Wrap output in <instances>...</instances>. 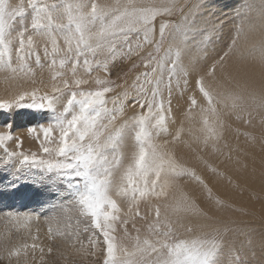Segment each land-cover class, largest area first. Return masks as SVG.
<instances>
[{
	"label": "snow or ice",
	"instance_id": "snow-or-ice-1",
	"mask_svg": "<svg viewBox=\"0 0 264 264\" xmlns=\"http://www.w3.org/2000/svg\"><path fill=\"white\" fill-rule=\"evenodd\" d=\"M27 7L32 10L31 22L25 24L21 19L20 30L16 34L19 46L14 48L13 58L9 47L15 38L6 29L12 28L17 17L25 15L26 8L22 3L12 6L0 0V73L6 74L5 79L15 81L28 78L32 84H36L35 69L39 68L42 76L46 63L52 81L51 94L46 91L41 95L39 88L34 87L29 91L21 85L22 90L17 95L0 99V110L8 112L13 108H29L41 112L50 111L54 115L46 127L39 126L43 134L39 154L32 152L29 155L22 150H9L6 143L9 140H17V149L22 145L18 137L11 135V125H6L7 130L0 132V151L3 152L0 167L7 166L12 158H18L21 166L38 169L39 174L34 173L38 177L37 182L47 188L48 195L54 197L51 210L58 216L65 211H74L77 219L84 223V232L96 237H89L91 251H86V255H96L102 235L103 247L100 251L104 253L103 264H221L222 232L207 223L215 218L206 211L198 210L195 200L188 202L187 197L182 207L168 203L169 193L166 190L176 189L177 181L182 177H189L202 185L208 191L209 198L211 189L194 167L176 157L175 147L162 154L158 150L160 146L149 143L152 136L147 127L150 126L157 136L167 134L166 121L172 114L173 99L177 95L183 98L189 89L192 92L187 97L188 109L197 106L195 93L198 91L208 102L207 109L202 108V111H210L218 120L223 109L229 107L225 103L226 98L232 101L230 108L236 113V119H244L248 124L252 117L250 105L264 110V98L258 100L254 92L244 95L246 88L233 91L227 87L232 85L234 78L225 77V84L214 86V69L217 63L223 66V56L220 61L213 63L208 72L197 73L194 81L195 62L188 58L189 39L192 38L190 34L197 33L198 24L218 18V14L225 15L221 24L229 19L240 21L236 25L239 35L241 32L255 31L254 17L258 15L261 20V39L258 44L254 43L247 49V55L254 60L259 59L261 73L264 75V0H240L239 7L232 8L231 18L223 13V8L229 5L222 3V0H160L159 3H142L140 0L97 3V0H92L90 8L86 2L73 6L28 0ZM73 7L78 10L75 14ZM174 17L177 19H172ZM157 22L159 38L155 36ZM30 30L32 34L27 35L26 46L24 37ZM33 35L42 36L51 44V51L47 44L43 47L44 62L39 51L33 47ZM166 38L171 40L168 49L164 50L169 59L156 55L161 52ZM61 39L64 48L60 47ZM235 44L236 40L233 39L229 51ZM153 48L154 51L151 50ZM33 59L35 67L32 66ZM117 61L129 64V72H125L124 77L134 72L131 80L125 78L123 83H117L111 79L112 67ZM57 64L66 71H58ZM141 65L143 70L136 71ZM79 67L83 68L88 79L78 75ZM93 72H97V75H92ZM40 83L44 84L43 79ZM93 83L94 88L85 87ZM45 87L49 85L45 84ZM110 93L114 97L113 107L108 106ZM65 95L67 101L62 110L58 111L57 105ZM26 98L30 102L26 103ZM215 105H220V108ZM152 119L155 124H150ZM118 120H123L132 129L138 127L135 140L139 144V155L135 160V169L129 166L125 177L121 178L113 191L111 179L99 178L100 165L106 162L103 151L109 146L100 142V136ZM219 124L223 128V122L219 121ZM35 131L32 127L28 129L29 134ZM86 139L95 140V144L85 148ZM179 141L180 135L177 132L171 143L176 145ZM168 143L165 141L163 147L167 148ZM204 143L207 145V139ZM19 171L17 169L16 173ZM104 172L111 176L109 169H104ZM134 177H140L143 183ZM61 189L66 190V195L60 194ZM117 198L128 202V212L121 215ZM152 199L156 201L155 215L147 225L151 239L146 238L141 242L137 235L132 251L115 243L117 238L111 234L116 231L114 225L120 223L127 237L126 226L130 214L140 216V201ZM133 205L137 209L135 213ZM193 216L195 222L191 219ZM132 227L139 233L140 229L134 221ZM179 229L188 232L195 230L198 238L173 247L170 240ZM61 235L65 239V249L61 250L50 231L46 255L67 260V248L75 247V243L82 245L83 242L79 233L75 234V242L72 232ZM38 248L41 264H45V248L36 243L29 245L25 242L6 247V258L11 264L12 258L16 257V264H21L20 257L23 255L24 264H28L29 251L35 253ZM117 251L121 253L120 257L116 256ZM229 264H246V261L234 256Z\"/></svg>",
	"mask_w": 264,
	"mask_h": 264
},
{
	"label": "rangeland",
	"instance_id": "rangeland-1",
	"mask_svg": "<svg viewBox=\"0 0 264 264\" xmlns=\"http://www.w3.org/2000/svg\"><path fill=\"white\" fill-rule=\"evenodd\" d=\"M5 2L12 6H16L22 3L26 8L25 15L22 18L17 17L16 20L13 21L12 23V28L6 29V32L10 31L11 36L15 38L13 45H10L9 47V52L14 58L15 57L14 48L19 46L18 43L19 38L17 37L16 34L20 30V21L21 19H23L25 24H30L32 10L27 7L28 0H5ZM37 2L45 3V4L57 3L61 5L72 4L73 6L81 2H86L88 3L90 8L92 0H37ZM107 2L113 3L114 0H97V3H107ZM140 2L159 3L160 0H140ZM222 3L229 5V7L223 8L222 11L229 18H231L232 8L239 7L240 0H233V1L222 0ZM77 11L78 10L75 7H73V13L75 14ZM172 19H177V18L174 17ZM224 20H225V15L218 14V18H214L206 23L198 24L197 33L190 34L192 38L189 39L190 51L188 52V58L192 59L195 62L194 64L195 72L193 73V81L197 73L204 74L208 72L212 68L213 63L220 61V57L223 56L224 57V60L222 62L223 66H221V63L219 64L217 63V66L214 69L215 71L214 86L217 84H225L226 83V81L224 80L225 77L234 78L232 85H228L227 87H230L233 91H240L241 89L247 87L246 91L244 92V95L246 96L248 95V93H252L251 91L255 90L257 91V92L254 91L255 95L258 97L256 98L259 100L262 97H264L263 94L264 75H262L261 73V64L259 62V59L257 58L254 60L250 56H248L247 49L254 43L258 44L260 42L261 35L260 36L252 35L249 33V31L241 32L238 35L236 31V25H238L240 21L236 19H229L224 24H221V21ZM65 22H66V18H65ZM158 28H159V24L157 22L156 33H155L156 38H159ZM30 34H32L31 30L24 37L26 46H27V35ZM233 39L236 40V44L232 48V50L229 51V45L232 43ZM170 43L171 40L169 38H166L161 52L157 53L156 55L164 59H169L170 57L165 55L164 50L168 49ZM45 44H47L49 51H51V44L49 41H47L42 36L33 35V47L39 51V54L41 55L42 58V62H44L43 47L45 46ZM59 44L61 48H64V43L62 39L59 40ZM151 50L154 51V48ZM225 53H227V55H225ZM173 54H174V50H173ZM188 58L185 59V64L188 63ZM32 66L35 67L34 59ZM67 67L70 68L71 65H67ZM57 70L66 71V69H61L59 67V64H57ZM142 70H143L142 65L138 69H136V71H142ZM35 71H36L35 79L37 81L36 84H32L31 79L28 78H23V79L18 78L15 81H17L18 83H21L22 80L28 82L29 87H26L24 89H27L29 91L32 88L36 87L41 90L40 91L41 95L46 91L49 92V94H51L50 85L52 81L46 63H45V68L43 69L42 76H41V70L39 68L35 69ZM125 72H129V64L126 61H117L115 63V66L112 67L111 79L117 81V83H123L125 78L131 80L135 75L134 72H130L127 77H124ZM216 73H218V75ZM99 74L101 76L104 75V73H99ZM5 75H6L5 73L0 74V76H2L0 77L2 81L3 80L6 81ZM7 75H13V74L8 73ZM44 75L47 79L44 77ZM78 75L82 76L84 79H88V75L84 73L82 67L78 68ZM92 75H97V72H93ZM22 76L23 74L21 73V77ZM221 77L224 78L223 81H221L222 80ZM41 79H43L44 84L40 83ZM208 79L209 81H212V78L208 77ZM6 82L8 83V85L13 84L12 80H9L8 82L7 79ZM45 84L49 85V87L46 88ZM237 85H239V87H237ZM85 87L94 88L95 85L93 83ZM21 90L18 89L17 91H21ZM191 92L192 89H189V92L185 93L183 98L179 97L178 95L174 97L172 102V114L166 121L168 127L167 134H161L157 136L155 131L150 126L147 127V131H149V133L152 136V139L149 141V143L160 146L158 150L162 154L166 153L169 149L175 147V155H177L176 151L182 153V150L179 149L181 144L188 145L191 150L194 147L191 144V142H195L198 140L197 142L199 143L197 144V149H199V151L202 153L200 154L199 152H197V154L199 153L198 157L200 158L197 159V162L199 164H202V166H205L207 179L203 175H201V173L200 174L197 173V174L202 177V179L206 184H208L207 181H209L210 179L214 181L212 187L208 185L209 186L208 188L211 189V198H209L208 191L204 189L202 185L198 184L189 177H182L177 181L176 189H172V188L166 189L169 193L168 203L182 207L185 203V197H187L188 202H190L191 200H195L196 205H198L197 199L193 196V194L191 193L188 194V192H190L189 190L194 189L192 183L193 184L195 183L194 187H196V190H198L199 194L203 198L209 200V202L212 203V204L209 203V207L212 208L214 211L213 212L211 211L210 213L208 211L206 212H208L209 216H213L215 219L214 221H208L207 223H211L213 227L219 228L222 232L223 249L219 257L221 264H229V261L234 256H239L241 261H246V264H264V202H262L263 200L261 199L264 198V188L263 189L258 188L257 189L258 193L256 194L255 187H252L250 189L243 188L244 191H241L239 188H242L243 185H239L237 179H234L233 181L220 182V179L223 176H225V172L219 171L217 166L214 167L212 164H207L206 162H204L207 159L206 158L207 155H212L213 157H217L216 153H218V146L220 143L216 141L218 139L219 141L224 140L223 138H221L222 136L221 133L217 131V127L220 126L218 122L222 119L221 121L223 122V124L224 123L226 124V125L224 124V126L232 130L230 134L226 137L228 138L226 141V147L222 149V151L226 153V156L230 158V163H229L230 167H231V161H235L234 166H232L233 168L245 169L247 171H251L252 168L247 166L245 167L246 165L245 161L242 162L241 158L237 159L234 158V156L232 155L237 153L238 155H243V157H245L246 154L242 153L244 151V148H247V146L249 147L250 145H251L250 147H252L253 145L256 151L260 153L263 158V160L260 163V177L264 179V122H262L264 121V110H260L258 108H255V106L250 105V109L252 110V117L250 118L251 123L248 124L245 123L244 119H239V120L236 119V113L232 111L230 108L232 101L226 98L225 103L229 105V107L224 108L227 111L223 110L224 112L222 113V116H220V119L218 120V118L215 115L213 116V114H211L210 111L207 110L202 111V108L207 109L208 102L203 98L202 94H200L198 91L195 93L197 98V106L193 107L191 110L188 109L187 97ZM18 93L19 92L14 94L12 97L17 95ZM109 97L110 99L108 106L113 107L114 106L112 104V98H114L113 94L110 93ZM177 97L181 98L180 102L178 101L179 99ZM9 98H0V99H9ZM66 101H67V96L65 95L61 103L57 105L58 111L62 110L63 104L66 103ZM25 102L28 103L30 101L27 100L26 98ZM178 102L180 103V105H177ZM128 103H129V108H131V101H129ZM215 106H217V108L219 109L220 105H215ZM178 111L182 113L181 115L182 118L180 122L182 123L184 122L187 128L185 129L184 131L185 133H183V135L180 134V141L176 145H174L173 143H171L172 137L175 136L177 132L180 131V129L176 132V130L172 129L171 127L175 122H177L176 119L173 118ZM53 115L54 113L50 111L41 112L29 108H13L11 111L8 112H5L4 110H0V132L7 130L6 125H11V129H10L11 135L13 137H18L22 145L20 149H17L16 148L17 140L16 139L9 140L6 142L9 150H16V151L22 150L28 153L29 155L32 152H37L39 154V143L40 140L43 139V134L39 126L44 125L46 127ZM128 115L129 116L131 115V111H129ZM226 115L228 116V118ZM231 120H233V125ZM236 121L239 122L236 123ZM193 122H195L196 124ZM212 122L214 123V125ZM234 122L236 124H234ZM104 123H107V121H104ZM197 123L199 125H197ZM150 124H155V120L154 119L150 120ZM30 127L35 128L36 131L29 134L28 129ZM137 130L138 127L136 129H132L131 127L126 126L123 120H118L112 128L107 129L101 133L100 142L102 144H107L109 146L103 151V156L106 158V162L100 165L99 178L111 179L113 191L115 189V186L118 183H120L121 178L125 177L128 167L132 166V168L135 169V160L138 158L139 155V144L135 140V131ZM234 132L236 134L235 136H234ZM38 134H39V139H37ZM186 136L190 141L187 138H185ZM238 137L240 141H237ZM205 139H207V145H205L204 143ZM214 139H216V141ZM165 141H169L167 148L163 147ZM84 144H85V148H87L89 144L94 145L95 140L86 139ZM182 149L186 150L184 146H182ZM206 149L209 150L206 151V153L209 152L207 154L205 153ZM2 155L3 152L0 151V156ZM176 157L179 159L178 156ZM227 157L225 159H227ZM241 163L243 164L241 165ZM216 164L220 165L219 162ZM187 165L190 166L189 163ZM221 168L225 169L226 167L222 166ZM17 169L20 170L19 173H16ZM104 169H109L111 173L110 177L108 176L107 173L104 172ZM210 169H214V171ZM37 170L38 169H29L27 168V166L22 167L20 165V161L18 158H12L7 166L0 167V193L3 192L5 193L4 195H0V217H2V219L0 218V257H4V259H0V264H9V261L6 258L7 257L6 247L11 248L13 244H23L25 242L28 243L29 245H31L32 243H36L41 247L45 248V257H44L45 264H103L104 253L100 251V248L103 247L102 235H100L101 244L97 247L96 255L95 256L86 255L85 254L86 251L87 252L91 251L89 245V237L91 236L92 239H95L96 237L92 236L91 233L84 232V223L80 222V220L77 219V215L74 211H65L62 215L58 216L56 212L51 210V205L49 204H51V200L52 201L54 200V197L48 195L47 188H45L44 185L37 182L38 177L34 174V172L37 174L39 173V170L38 171ZM149 175H151V173H149ZM235 175H236V170H235ZM238 177L240 176L238 175ZM134 179L140 180L141 183H143V180L140 177H134ZM218 183L222 186H228L227 190L230 193V195H225L222 197L218 192H216L214 186L217 185ZM6 185H15V187H6ZM249 193L253 194V196L251 197ZM60 194L66 195V190L61 189ZM233 194H234V198L240 201V205L237 203L236 205L232 204L231 202L232 200H230V197ZM117 199H118V206L121 208V215L125 212H128V202L122 198H117ZM155 204H156L155 199H152L151 201H146V200L140 201L139 212L141 213V215L133 216L130 214L129 224L126 226L128 231L127 237L125 236L124 228L121 226V224L116 223L114 225L116 231L111 233L117 238L115 243H117L118 245H123L124 247L132 251L134 249V245L136 244L135 237L137 235H139L141 242L146 238L151 239L147 225L148 222L155 215V211H154ZM243 204L246 208L245 207L243 208ZM30 205H32L31 209L29 208ZM23 206L27 209L29 208L28 211ZM204 208L205 207H203L202 205L200 206L198 205V210L204 211L205 210ZM31 211L34 214H32ZM136 211H137L136 206L133 205V213H135ZM161 211L163 213L164 211L163 208L161 209ZM29 212L31 213V215ZM22 214L25 217H22ZM28 216H30L29 219ZM144 217L147 218L145 219ZM17 218L22 219L23 223L22 222L17 223L18 220H15ZM12 219L15 220L16 223L15 221L13 223V221H11ZM191 219L194 221L196 218L195 216H193L191 217ZM133 221L135 222L136 227L140 229L139 233H137L135 229H133L132 227ZM10 222L12 223L10 224ZM19 224L22 227H20ZM23 224L26 225V227ZM23 227L25 228L24 231H23ZM50 231L56 237V243L57 245H59L61 250H64L66 247L64 236L61 235L62 233L72 232L74 238L73 242H75V234L79 233L80 240L83 243L82 245L80 243H75V247L67 248V252H66L67 260H65L63 257L58 258L57 256H48L46 255V252H47V245L49 244L48 236ZM197 238H198L197 231L194 230L193 232H188L186 229H179L172 236L170 240V244L173 247H175L176 245L190 243L192 240ZM40 256L41 253L39 251V248L36 250L35 253H32L30 250L29 255L27 257L28 264H41ZM116 256L120 257L121 253L117 251ZM132 258L134 257H130V259ZM16 259H17L16 257H13L11 260V264H16ZM20 261L21 264H24L23 255H21Z\"/></svg>",
	"mask_w": 264,
	"mask_h": 264
},
{
	"label": "bare ground",
	"instance_id": "bare-ground-1",
	"mask_svg": "<svg viewBox=\"0 0 264 264\" xmlns=\"http://www.w3.org/2000/svg\"><path fill=\"white\" fill-rule=\"evenodd\" d=\"M233 1V0H232ZM108 3V2H107ZM254 22L256 23L255 24V31H249V33L250 34H252V35H257V36H260L262 33H261V20H260V18H259V16L257 15V16H255L254 17ZM219 64V63H218ZM243 72V71H242ZM1 74V73H0ZM217 75H218V73H216ZM240 74V73H239ZM14 75V74H13ZM4 76V75H3ZM0 77H2V76H0ZM44 77H45V75H44ZM36 78V77H35ZM46 78V77H45ZM211 78V77H210ZM4 79V78H3ZM44 79V78H43ZM47 79V78H46ZM220 79V78H219ZM221 81H223V77H221ZM209 80V79H208ZM225 80V79H224ZM3 81H5V80H3ZM2 81V79H0V98H9V97H12L14 94H16L17 92H19V91H17L18 89L19 90H21V85L23 86V89L24 88H26V87H29L28 86V82H26V81H23L22 80V82L21 83H18L17 81H13V84L12 85H8V83L6 82L7 81V79H6V83L5 82H3ZM8 82H9V79H8ZM244 86V85H243ZM249 87H251V86H249ZM247 88V87H246ZM258 89V88H257ZM259 90V89H258ZM255 90H253V91H251V92H254ZM255 92H257V91H255ZM254 92V93H255ZM257 94V93H256ZM264 94V93H263ZM260 96V95H259ZM257 97V96H256ZM261 97V96H260ZM178 98V97H177ZM258 98V97H257ZM262 98H264V97H262ZM179 100V102H180V99L181 98H178ZM178 102V104L177 105H180V103ZM185 102V101H184ZM175 103V102H174ZM182 106H183V103H182ZM217 107V106H216ZM180 108V107H179ZM219 108H220V106H219ZM175 110V109H174ZM223 110H226V109H223ZM176 111V110H175ZM227 111V110H226ZM224 112V111H223ZM258 112V111H257ZM175 114V113H174ZM210 114V113H209ZM212 114V113H211ZM210 114V115H211ZM226 114V113H225ZM181 115H182V113L181 112H177L175 115H174V118L173 119H176V121L177 122H175L173 125H172V129H175L176 130V132L180 129V131H179V135L181 134V135H183V133H185L184 131H185V129L187 128V126H186V124L183 122H180L181 121ZM198 115V114H197ZM204 115V114H203ZM228 115V114H227ZM226 115V116H227ZM254 115V114H253ZM196 116V115H195ZM214 116V115H213ZM222 116V115H221ZM257 116V115H256ZM197 117V116H196ZM208 117H209V115H208ZM199 118H202V117H199ZM211 118V117H210ZM225 118V117H224ZM223 118V119H224ZM227 118H228V116H227ZM209 119V118H208ZM219 119H220V117H219ZM233 119H235V118H233ZM222 120V119H221ZM220 120V121H221ZM212 121H213V119H212ZM215 121H216V118H215ZM215 121H214V123H215ZM232 121V125H233V120H231ZM174 122V121H173ZM210 122H211V119H210ZM226 122H228V121H226ZM239 122V121H238ZM237 121H236V123H238ZM242 122V121H241ZM193 123H195V122H193ZM213 123V122H212ZM214 123H213V125H214ZM219 123V122H218ZM235 122H234V124H236ZM196 124V123H195ZM225 124V123H224ZM224 124H223V128H221L220 126H218L217 127V131L219 132V133H221V138H223L224 140H222V141H219V139L216 141V139H214L216 142H219L220 144H219V146H218V153H216V156L217 157H213L212 155H207L206 156V160L204 161V162H206L207 164H212L214 167H216L217 166V168H218V170L219 171H224L225 172V176H223L221 179H220V182L221 181H233L234 179H237V181H238V183H239V185H243V187L242 188H239L241 191H244L243 190V188H247V189H250V188H252V187H255V193L257 194L258 193V191H257V189L258 188H260V189H263L264 188V179H262L261 177H260V163H261V161L263 160V158H262V155L260 154V153H258L257 151H256V149L253 147V145H252V147H248L247 146V148H244V151L243 150H240V151H243L242 153L243 154H246V156L245 157H243V155H238L237 153L236 154H234V155H232V156H234V158H237V159H239V158H241L242 159V162L243 161H245L246 162V165H245V167L247 166V167H250V168H252L251 169V171H247V170H245V169H235V168H233L232 166H234V162L235 161H231V167H230V158L229 157H227L226 156V153L225 152H223L222 151V149H224L225 147H226V141H227V139L228 138H226L229 134H230V132L232 131L231 129H228L227 127H225L224 126ZM197 125H199L198 123H197ZM212 125V126H213ZM215 125H218V124H215ZM226 125V124H225ZM19 126V125H18ZM228 126V125H227ZM193 127V126H192ZM198 127V126H197ZM234 127V126H233ZM18 128V127H17ZM204 128V127H203ZM194 129H195V126H194ZM200 129V128H199ZM237 130V129H236ZM199 131V130H198ZM224 131V132H223ZM235 131V130H234ZM190 132V131H189ZM195 132V131H194ZM191 133V132H190ZM196 133V132H195ZM240 133V132H239ZM233 134V133H232ZM236 134H235V132H234V136H235ZM190 136V135H189ZM198 136V135H197ZM232 136V135H231ZM193 137V136H192ZM208 137V136H207ZM185 138H187L188 139V137L186 136ZM235 138V137H234ZM237 138V137H236ZM250 139V138H249ZM248 139V140H249ZM189 140V139H188ZM202 140V139H201ZM190 141V140H189ZM194 141H195V139H194ZM198 141V140H197ZM197 141H195V142H191V144L194 146L193 147V149H191L190 150V147L188 146V145H184V144H181L180 145V150H182V153L180 152H177L176 151V156H178L179 157V159L180 160H182L183 162H185L186 164H188L189 163V165L191 166V167H194L195 169H196V172L198 173V174H200L201 173V175H203L206 179H207V173H206V171H205V166H202V164H199L198 162H197V157H198V154L200 153H202V152H200L199 151V149H197V144L199 143V142H197ZM237 141H240V139H239V137H238V140ZM252 142V141H251ZM201 144V143H200ZM238 144H240V143H238ZM182 146H184L185 147V149L186 150H183L182 149ZM188 146V147H187ZM205 146V145H204ZM230 146V145H229ZM171 147V146H170ZM169 147V148H170ZM174 147V146H173ZM238 147H239V145H238ZM241 148V147H240ZM239 148V149H240ZM208 149H206L205 150V153H206V151H207ZM237 150V149H236ZM209 151V150H208ZM240 151H239V153H240ZM197 152H199L198 154H197ZM234 152V151H233ZM207 153H209V152H207ZM206 153V154H207ZM204 154V153H203ZM205 154V155H206ZM204 155V156H205ZM203 156V157H204ZM231 156V157H232ZM227 157V159H225ZM216 160V161H215ZM199 161V160H198ZM214 161H215V163H214ZM220 163V165H217L216 163ZM237 164H239V163H237ZM243 163H241V165H242ZM240 165V166H241ZM222 166H224V167H226L225 169L224 168H221ZM23 167V166H22ZM203 167V168H202ZM248 169V168H247ZM235 170H236V175H235ZM258 170V171H257ZM38 171V170H37ZM35 173V172H34ZM39 174V173H38ZM238 175L240 176V177H238ZM213 180L212 179H210L209 181H207V186L208 185H210L211 187H212V185H213ZM41 184V183H40ZM195 184V183H194ZM194 184L192 183V185H193V190H189L190 192H188V194H193V196L197 199V202H198V205L200 206V205H202L203 207H205L204 209V211H208L209 213L212 211H214L212 208H210L209 207V203H211V202H209V200H207V199H205V198H203L200 194H199V192H198V190H196V187H194ZM198 186V185H197ZM190 187H191V185H190ZM209 187V186H208ZM215 187V191L216 192H218L222 197L223 196H225V195H230V193L228 192V186H222V185H220L219 183L217 184V185H215L214 186ZM4 193V192H3ZM237 193V192H236ZM10 194V193H9ZM27 194V193H26ZM249 195L252 197L253 196V194H251V193H249ZM26 196V195H25ZM8 197V196H7ZM28 197V196H27ZM17 198V197H16ZM257 198V197H256ZM263 201L262 202H264V198H261ZM16 200V199H15ZM32 200V199H31ZM230 200H232L231 202H232V204H235L236 205V203L237 204H239L240 205V201L238 200V199H235L234 198V194L230 197ZM49 202V201H48ZM51 202H52V200H51ZM21 204V203H20ZM42 204V203H41ZM212 204V203H211ZM2 205H3V203H2ZM22 205V204H21ZM20 205V206H21ZM24 205H27V204H24ZM29 205V204H28ZM47 205V204H46ZM49 205H51V204H49ZM31 206L32 205H30V209H31ZM3 207V206H2ZM24 207V206H23ZM50 207V206H49ZM245 206H244V204H243V208H244ZM16 208V207H15ZM25 208V207H24ZM28 208V209H29ZM38 208V207H37ZM48 208V207H47ZM227 208V207H226ZM246 208V207H245ZM25 209H27V208H25ZM28 209H27V211H28ZM201 209V208H200ZM12 210V209H11ZM22 210V209H21ZM30 211V210H29ZM33 211V210H32ZM32 211H31V213H32ZM8 212H10V211H8ZM21 212H24V211H21ZM46 212V211H45ZM30 213V212H29ZM31 213H30V215H31ZM25 214V213H24ZM32 214H34V213H32ZM35 214H37V213H35ZM41 214V213H40ZM39 215V214H38ZM34 216V215H33ZM22 217H25V216H23V214H22ZM1 219H2V217H0ZM21 218V217H20ZM20 218H17V219H15V220H18L17 221V223L19 222H22V219H20ZM30 218V216H28V219ZM4 220V219H3ZM15 220H11V221H13V223H14V221ZM5 221V220H4ZM194 222H195V220H194ZM12 222H10V224H11ZM15 223H16V221H15ZM23 223V222H22ZM24 224H25V222H24ZM23 224V225H24ZM13 225V224H12ZM15 225V224H14ZM16 225H18V224H16ZM20 225V224H19ZM25 227H26V225H24ZM20 227H22L21 225H20ZM25 230V228L23 227V231ZM189 235V234H188Z\"/></svg>",
	"mask_w": 264,
	"mask_h": 264
}]
</instances>
